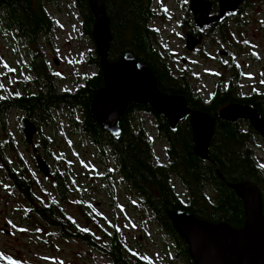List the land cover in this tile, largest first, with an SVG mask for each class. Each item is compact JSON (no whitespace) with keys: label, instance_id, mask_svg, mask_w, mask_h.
Listing matches in <instances>:
<instances>
[{"label":"rangeland","instance_id":"obj_1","mask_svg":"<svg viewBox=\"0 0 264 264\" xmlns=\"http://www.w3.org/2000/svg\"><path fill=\"white\" fill-rule=\"evenodd\" d=\"M72 1L42 2V10L51 22L50 32L46 39L39 37L36 43L20 41L0 27V97L34 92L35 76L29 67L31 55L37 50L43 51L47 70L58 80L56 87L60 93L74 91L96 74V68L90 65L96 57L94 43L82 33L83 19ZM188 7V0H154L152 5L154 16L149 22V29L154 31L152 43L168 62L170 71L175 76L186 72L192 88L205 101L219 82V66L230 76L236 68L239 70L242 81L237 85L244 93L250 89L263 90L264 31L262 27L259 29V24L264 21V2L254 0L242 17L205 35L196 54L185 48V34L191 23ZM221 51L228 55L221 56ZM24 118L14 111L6 117L16 147L8 157L11 166H15L16 157L25 164L33 181L31 191L36 202L56 201L64 215L74 222V231H88L98 241L104 239L103 231L111 232L115 228L128 251L140 255L148 264H185L173 240L162 232L149 209L121 178L109 150L99 151L81 126L75 127L73 121L82 123L78 109L53 112L52 126L33 120L45 137L43 140L37 135L33 140L50 168L47 176L38 173L30 148L25 144L21 128ZM146 121L143 125L152 140L156 162L167 163L166 146L155 139L152 125ZM40 143L48 153L38 148ZM253 150L264 165L259 147ZM5 168L0 161V257H3L0 264H110L78 240L60 238L35 214L26 216L29 204L6 179ZM55 171L62 173L67 182L63 199L56 196L53 187ZM174 186L183 196L179 182L175 181ZM203 190L211 195L207 184ZM183 198L187 201V196Z\"/></svg>","mask_w":264,"mask_h":264},{"label":"trees","instance_id":"obj_2","mask_svg":"<svg viewBox=\"0 0 264 264\" xmlns=\"http://www.w3.org/2000/svg\"><path fill=\"white\" fill-rule=\"evenodd\" d=\"M43 1L47 0H0V27L26 43H36L40 34L46 39L51 22L42 10ZM100 1L105 7L112 37L108 62H115L126 53L131 54L152 72L161 93L183 97L188 110L210 116L215 121V126L208 148V159L202 161L193 154L192 133L188 122L171 129L165 120L157 117L146 105L147 111L158 118L154 132L156 140L166 146L167 163L156 162L152 141L142 127L143 121H140L141 126L133 119L134 114L143 108L140 105L128 106L120 117L121 134L118 137L110 136L89 115L93 97L103 86L97 56L90 61V65L96 68V74L74 91L60 93L56 87L58 80L47 70L43 51L37 50L31 55L29 67L35 76L32 86L34 92L0 97V127L3 134V138H0V161L6 167L5 177L29 204L26 216L35 214L41 222L57 232L60 238L78 240L110 264H148L140 255L128 251L115 228L111 232L103 231L105 237L101 241L96 240L88 231H74V222L64 215L56 201H35L31 191L33 181L29 179V172L22 160L16 157L15 166L10 164L8 154L13 153L16 147L6 126L9 112H18L32 122L36 118L41 123L52 126L53 112L78 109L82 123L73 121L75 127L81 126L83 133L99 151L105 148L109 150L121 178L149 209L152 219L162 232L173 240L178 256L185 264H193L188 247L176 234L169 220L168 214L171 211H187L199 220L212 224L226 223L239 229L245 220L242 200L236 197L235 191L229 186H256L261 196L264 218V165L253 150L259 147L264 156V140L251 127L248 131L239 132L232 124L218 119L219 109L230 103H243L263 112L264 98L258 101L248 100L247 97L263 96L264 90L252 89L249 95H238L235 92L237 85L232 84L231 77L228 82L221 81L219 77V82L205 101L192 88L188 74L183 72L175 76L166 64V59L153 46L154 31L149 29V22L154 16L151 10L153 0ZM76 9L83 19L82 33L89 36L93 43L91 33L94 19L88 0H76ZM196 32L198 35L199 32ZM94 54L96 55L95 51ZM145 108L143 109L146 110ZM40 133L38 131L37 135L44 140L45 137ZM37 146L47 152L43 143ZM52 177L56 196L63 199L68 190L66 179L59 171L53 172ZM175 181L183 188L182 195L187 196V201L175 191ZM205 184L210 187L209 191L213 196L203 192Z\"/></svg>","mask_w":264,"mask_h":264},{"label":"water","instance_id":"obj_3","mask_svg":"<svg viewBox=\"0 0 264 264\" xmlns=\"http://www.w3.org/2000/svg\"><path fill=\"white\" fill-rule=\"evenodd\" d=\"M218 14L211 16L209 0H188L189 13L198 30L217 25L227 14H234L243 0H217ZM93 15L91 38L94 43L103 86L90 104L91 120L112 137L121 134L120 117L130 104L148 105L175 129L186 117L192 133L193 154L198 159H208V148L214 134L215 121L205 113L190 111L183 97L160 93L152 72L136 61L129 53L115 62H108L112 41L109 20L100 0H88ZM202 35L185 37V48L191 52L201 45ZM221 56H226L224 51ZM55 64L57 62L55 61ZM218 119L227 123L248 121L254 132L264 139V118L250 106L229 104L218 111ZM37 126L28 118L22 121L25 144L30 147L39 174L50 173L46 161L33 143ZM242 200L245 220L241 228L234 229L226 223L212 224L195 218L182 210L171 211L169 220L176 234L184 240L193 264H264V218L259 190L256 186H229Z\"/></svg>","mask_w":264,"mask_h":264},{"label":"flooded vegetation","instance_id":"obj_4","mask_svg":"<svg viewBox=\"0 0 264 264\" xmlns=\"http://www.w3.org/2000/svg\"><path fill=\"white\" fill-rule=\"evenodd\" d=\"M211 3H212V12H211V16H215V15H217L218 14V4H217V0H209ZM257 2H260L259 0H256ZM73 2V5L74 4H76V0H73L72 1ZM153 2H154V0H153ZM261 2H264V1H261ZM254 3V0H243V4H242V6L237 10V12H235L234 14H227L217 25H215V26H208V27H204L202 30H198L195 26H194V24H193V19H192V16H190V20H191V23H190V28L188 29V31H187V33L185 34V37H186V35L187 34H191V35H193L194 37H198L199 35H202V37L204 38V36L206 35V34H208V33H214L216 30H219L220 29V27L223 25V24H225L226 22H228V21H230V20H233V19H235V18H238V17H242L247 11H248V7L249 6H251V4H253ZM153 5V4H152ZM151 9H152V6H151ZM189 11V10H188ZM192 24V25H191ZM192 27H194V28H192ZM263 28V31H264V21H263V23H260L259 24V29H262ZM196 31H198L199 33H198V35H197V32ZM39 37H42V38H44V35H42V34H40V36ZM95 48V47H94ZM198 48V47H197ZM197 48H195L192 52H191V54H196V51H198V49ZM158 54H160L159 52H158ZM228 55V54H227ZM226 55V56H227ZM161 56L164 58V56L161 54ZM30 64H31V61H30ZM166 64L168 65V62L166 61ZM168 67H169V65H168ZM226 74H227V72L222 68V66H219V77L221 78V81H223V82H228V80L230 79V77L232 78V84L234 85V84H240V82L242 81V74H240L239 73V70L236 68L235 69V72L233 73V75L232 76H230L229 75V73L227 74L228 76H226ZM156 86H157V83H156ZM243 88V87H242ZM157 89H158V87H157ZM242 89H241V86L239 85H237V88H236V91L235 92H237L238 93V95H243V96H246V95H249L250 94V92L252 91V89H250L249 91H247L246 93H244L243 91H241ZM257 90H259L260 91V89H257ZM264 90V89H263ZM159 91V90H158ZM160 92V91H159ZM161 93V92H160ZM162 94H164V93H162ZM165 95V94H164ZM168 96V95H167ZM248 98V100H258V101H262L263 100V98H264V95L263 96H259V97H257L256 95H253V96H248L247 97ZM230 104H240V105H243V106H248V105H246V104H243V103H230ZM131 105V104H130ZM129 105V106H130ZM136 105V104H135ZM229 105V104H228ZM263 105V112H259L257 109H255L254 107H252V106H250L251 108H254L255 110H257L258 111V113L264 118V103L262 104ZM141 107H143V108H145L146 106H148V105H146V106H144V105H140ZM227 106V105H226ZM128 108V107H127ZM126 108V109H127ZM143 108H141L140 109V111L139 112H137V113H135L134 114V117H133V119H134V121L135 120H137L138 121V124L139 125H141L142 126V124H141V120L143 121V124H144V122L146 123L147 121L146 120H148V121H150V124L152 125V128H153V131H155V128H156V121H158V118L157 117H161V116H157V117H155V116H153L152 114H150L148 111H147V108H145L146 110H144ZM223 108V107H222ZM220 110V109H219ZM125 112V111H124ZM123 112V113H124ZM144 119H146V120H144ZM160 119H163V120H165L163 117H161ZM159 119V120H160ZM166 121V120H165ZM222 121V120H221ZM167 122V121H166ZM184 122H188V124H189V118L188 117H186L180 124H182V123H184ZM224 122V121H223ZM225 123H227V122H225ZM36 126H37V129H38V131L40 132V128L38 127V123H34ZM167 124H168V122H167ZM179 124V125H180ZM228 124H232L233 126H235L236 128H237V130L239 131V132H245V131H248L249 130V127H251L250 126V124H249V122L248 121H244V120H238V121H236V122H234V123H228ZM178 125V126H179ZM143 127V129H144V131H145V126L143 125L142 126ZM252 128V127H251ZM37 136V135H36Z\"/></svg>","mask_w":264,"mask_h":264},{"label":"snow or ice","instance_id":"obj_5","mask_svg":"<svg viewBox=\"0 0 264 264\" xmlns=\"http://www.w3.org/2000/svg\"><path fill=\"white\" fill-rule=\"evenodd\" d=\"M5 67H7V65H5ZM11 71H14V69H10ZM2 87V86H0ZM21 231H24V229H21ZM0 258H3V257H0Z\"/></svg>","mask_w":264,"mask_h":264},{"label":"bare ground","instance_id":"obj_6","mask_svg":"<svg viewBox=\"0 0 264 264\" xmlns=\"http://www.w3.org/2000/svg\"><path fill=\"white\" fill-rule=\"evenodd\" d=\"M189 52V51H188ZM192 52V51H191Z\"/></svg>","mask_w":264,"mask_h":264}]
</instances>
